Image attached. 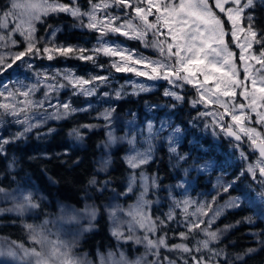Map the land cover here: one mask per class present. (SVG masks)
Here are the masks:
<instances>
[{
    "label": "snow or ice",
    "instance_id": "6c2138e0",
    "mask_svg": "<svg viewBox=\"0 0 264 264\" xmlns=\"http://www.w3.org/2000/svg\"><path fill=\"white\" fill-rule=\"evenodd\" d=\"M259 2L264 4V0ZM256 5L257 0H88L85 9L79 0H10V6L0 10V73L23 65L36 78L35 82L15 89H9L6 83L0 87V125L14 123L22 129L11 137H0V156L5 154L6 145L24 138L47 120L64 119L77 111L88 110L61 101L62 90L70 88L73 96L91 97L110 80L108 75L84 77L70 70L37 71L33 61L77 59L103 68L97 63L98 57L103 56L110 59L109 67L117 73H131L146 81H165L169 87L163 95L177 102H184L185 96L176 89L193 88L196 95L189 103L193 108H204L198 111V117L208 118L205 127H211L213 135L223 134L229 139L240 160L245 162L240 175L251 177L260 186L255 196L253 190L241 191V195L229 196L221 205L217 204V197L233 189L239 177L230 183L218 182L220 192L211 201L177 199L170 193L172 204L168 212L163 218L154 216L152 204L156 201L149 198V192L159 188L158 178L148 176L142 169L152 161L153 140L166 126L162 123L156 129L149 122L147 136L143 137L147 147L143 150L136 146V136L119 138L129 145L125 163L131 170L127 189L120 195L127 196L137 187L140 191L135 203L127 208L119 205L109 208L111 235L119 248L106 257L101 256L100 264H236L258 250L248 248L233 258L223 247H214L232 226L213 228L226 210L239 208L242 202L253 206L257 202L264 204V24L257 19ZM61 13L77 21L74 27L97 33L92 48L57 43L59 29L51 25L45 29V36L38 35L37 25L46 24L48 17ZM109 35L138 41L143 48L156 52L157 57L110 41L106 39ZM228 36L230 40L226 39ZM10 49L17 50L6 51ZM131 84L132 95L150 90L144 83ZM41 89L43 98L34 99ZM123 94L121 85L115 98L120 99ZM49 108L53 111L49 112ZM114 110L106 109L101 114L109 124ZM37 116L39 119H35ZM5 117L12 119L6 121ZM82 127L91 129L95 125ZM180 132L176 127L167 136L170 153H176ZM69 135L78 140L83 138L78 128ZM115 143L117 138L109 131L105 147ZM185 159L177 155V163ZM109 164L110 159H103L98 171H106ZM89 183L98 185L95 176ZM103 187H107V182ZM178 187L183 188L184 184ZM0 195L12 202L11 207L0 208V215L7 212L23 217L40 207L31 192L19 189L7 192L0 187ZM98 211L95 205H86L82 210H62L60 219L68 225H81L87 220L88 226H81L87 232ZM247 222L252 223V218L248 217ZM52 223L49 219L40 224L24 223L28 245L4 238L0 243V264H83L72 253L77 240L69 243L61 239L48 227ZM173 223L181 230L173 232L179 242L170 243L168 232L172 231ZM129 243L142 246L144 252L130 258L122 249L123 244ZM259 244L264 247V239Z\"/></svg>",
    "mask_w": 264,
    "mask_h": 264
},
{
    "label": "trees",
    "instance_id": "16d2710c",
    "mask_svg": "<svg viewBox=\"0 0 264 264\" xmlns=\"http://www.w3.org/2000/svg\"><path fill=\"white\" fill-rule=\"evenodd\" d=\"M6 2L7 0H0V10H3ZM65 2L68 1L65 0ZM79 2L83 6V0H79ZM254 11L258 21L264 24V4L257 0ZM74 24H77V21L70 16L63 13L53 15L47 18L46 24L37 25L39 29L38 35L45 36V29L51 25L52 28L59 29L56 36L57 43L78 45L86 48L90 45L92 46L96 41L95 32H90L78 26L74 27ZM42 27H44V30H41ZM226 39L230 40L231 37L228 36ZM232 48L238 52L234 45H232ZM65 60L71 67L85 69L81 65L89 64L88 62L78 61L79 65H77V59ZM45 61L47 64L54 66L63 64L61 58L53 61L45 59ZM102 62L104 63L105 61ZM3 73V78H8L9 71L7 70ZM116 75H119V79L127 78L124 73H117ZM0 87L2 86L0 85ZM181 93L185 96V99L189 97L192 99L196 95L195 90L190 86H185L184 89H181ZM64 95L65 93L61 94L62 97ZM66 99L76 108L87 107L88 110L77 111L67 118L59 119L55 122L52 121L43 128L32 130L24 138L6 145L5 154L0 156V187L6 189L7 192L14 189H19L23 192H33L34 200L40 205L36 209V215L33 217L35 220H41L43 217L53 215L60 205L71 207L75 210H81L86 203L95 205L99 211L92 222V228L90 231L80 234L76 248L77 252H87V256H92L96 251L104 252L106 249L118 247V241L109 233V217L103 208V204L111 199L124 200V202L129 200L132 202L133 200L129 199L130 196L128 195H120V193L124 192V181L128 173L127 165L122 157L125 143H117L111 149L110 164L107 170L98 171V160L102 152V145L106 141L105 129L96 115V112H99L100 105L94 106L91 105V102L85 103L81 97L73 96L72 94L61 101ZM163 101L169 102V99L168 97H162V90L157 89L152 93L140 94L136 97H129L124 93L120 99L115 98L112 105L113 109H115V118L121 119L122 114L127 113V111L135 110L139 113V107H141L140 105L143 102L160 103ZM89 104L91 107H88ZM184 107V102H182L173 115V122L184 133L181 146L191 142L195 132L194 128L189 127L190 117L179 114ZM169 118L171 119V117ZM85 124L95 125V127L91 129L82 127ZM199 126H201V123H199ZM74 128L79 129L83 137L82 140L76 139L74 135H69ZM49 129L53 131L49 132ZM7 130L8 127L2 130L1 135L3 137H6ZM219 139L220 142L218 144L208 143L204 139V142L208 144H206L207 147L202 149L196 148L191 142L190 148L183 153L186 161L193 162L195 160L194 163L196 164L210 157L214 160L212 165L215 168L225 167L226 163L228 169H231L230 174L225 178L235 176L242 166L239 164L238 158H236V163L227 160V157L231 158L236 153L232 150L231 153L228 151L231 144L224 140L223 136H219ZM155 150L164 151L162 143L158 140ZM202 157L204 158L201 159ZM10 163L12 164L11 168H9ZM183 165H187V163ZM142 170L148 173L155 172L158 177H161L160 182L165 184L175 183L179 178L177 176L174 179L175 175L171 176L169 164L163 159L143 166ZM93 176L96 177L98 185L89 183ZM209 178L205 175H199L195 182L200 189L209 190ZM105 182H107V187H103V190H98V187L100 188V185ZM252 190H259L256 183L252 185ZM6 206L7 203H3L2 199H0V208H6ZM157 210H159L158 207L153 205L152 213L154 216ZM242 210L245 211L246 209L242 208ZM248 211L252 212V208L248 207ZM242 217L246 216L238 212V210L228 211L218 221L217 225L222 226L223 229L226 225H238L222 234L227 235V237L226 239L222 238L217 247H223L233 258L237 253L243 254L248 248H256L258 250L255 253L246 256L242 262L237 261L236 264H264V247L259 244V240L264 239V228L258 223L256 224V220L253 219L252 224L244 225ZM237 221H240V223H237ZM24 223H26V220H23L22 217L8 213L0 215V240L4 241V238H7L9 241H23L24 234H26L23 227ZM250 234L254 235L251 237ZM168 255L170 254L168 253Z\"/></svg>",
    "mask_w": 264,
    "mask_h": 264
},
{
    "label": "rangeland",
    "instance_id": "374dc122",
    "mask_svg": "<svg viewBox=\"0 0 264 264\" xmlns=\"http://www.w3.org/2000/svg\"><path fill=\"white\" fill-rule=\"evenodd\" d=\"M82 4H83V7L86 9L88 7V0H83ZM8 6H10V0H7V2L5 3V7L3 9H5ZM112 11H116V10L113 9ZM41 30H44V27H42ZM95 36L97 38V33H95ZM106 39H108L110 41L120 42L123 46H126L130 49H133V50H137V51L143 53L144 55L151 56L154 59L157 57L156 52H154L151 49L143 48L139 44L138 41L125 40L123 37L113 36V35H109L108 37H106ZM95 43H96V41L94 42V44ZM93 45L92 46L90 45L88 48L89 49L92 48ZM21 50H22V48H21ZM6 51H16V50L10 49V50H6ZM61 61L63 64L58 65V66L47 64L45 60H35V61H33V63L35 65L37 71H48L49 73H54L56 71L63 72L65 70H70V71L74 72L76 75L84 76V77H88L91 74L110 76L109 82L106 85L100 86L97 89L96 95L91 96V97H85L83 95L77 96V97H81L85 103L91 102V105H94V106L100 105L99 112H96V115L100 120V124L103 125V127L105 129L104 133H105L106 141L102 145V149H101L102 152L100 153V158L98 160V169H99L100 163L103 159H106V158L110 159L111 158V153H112L111 149L117 143H125V147L123 148V154H122L123 160L125 162V156L129 150V145L126 142H121L119 140L120 137H124L127 135L129 138H131V136H133V135L136 136L137 137L136 146L138 148H140L141 150H143L144 148L147 147V145L144 143V140H143V137L147 136V124L149 122H151L153 124L154 128H156V129H159L161 127L162 123L165 124V126H166L165 131L160 133V136L153 140V153H152L153 159L151 162H156L160 159H163L167 164H169V168L171 170V176L175 175L173 177L174 179L177 176L179 178L177 179V181L175 183L171 182V183L165 184L163 182H160L161 177H158L155 172L154 173H148L147 171L143 170L148 176L158 178L159 188L152 189L149 192V198L153 201H156L155 203L152 204V206L155 205L159 209L155 212V216H160L163 218L165 216V214L168 212L169 207L172 204V201L170 199V193L173 196H175L177 199H184L187 197V198H190L192 200L199 201V202L211 201L212 196H216L217 193L220 192V187H219L218 182L230 183L232 180L239 177L236 184L233 186V189H230L228 193H221L217 197V204L221 205L225 202V200L228 199L229 196H239V195H241V191L252 190V185H254V182L252 181L251 177H249L247 175H245V176L240 175L242 169L245 167V162L240 160L239 153L236 152L232 148L231 145H229L228 151L231 153V150H232L236 154L232 155L231 158L227 157V160L236 163V158H238L239 164L242 166V168L236 172L238 175L236 174L235 176H229V178H225L228 174H230L231 169H228V165H226V163H225V167L215 168L212 165V163H214V160L210 157H207L206 160H204L203 159L204 157H202L201 159H203V160L196 163V164L194 163L195 160H193V162H187L186 159L183 161H179V163H177V155L185 156L183 153L185 150L190 148L191 142L193 143V145H195L196 148H199V149L207 147L206 144H208V143L218 144L220 142L219 136H223L224 140L229 142V139H227L223 134L213 135L212 128L211 127H208V128L205 127V123L208 122V118H199L197 115L198 111H204V108L199 107V106H198V108H193L191 106V104L189 103V101L191 100L190 99L191 97H189L188 99L187 98L185 99V101H184L185 107L179 112V114L186 115V116L190 117L189 118V127H192L195 130L193 140H191V142H189V143L187 142L184 146H181V144L183 142V137H184V133L181 130V132L179 134H177L178 142L175 145L176 146V153H170L167 136L169 135V133L172 132L173 129H175L176 127H179L178 125H176L173 122V118H174L173 115L176 113L177 108L182 104V102H177L174 99H172L171 97H168L169 102H165V101L160 102V103H158V102H148V103L143 102L140 105L141 107H139V109H140L139 113L136 112L135 110H132L131 112L127 111V113L125 112L122 114L123 116L121 119H116L115 115H114V111H113L110 124L108 121H105L101 115L102 113H104V111L106 109H109V110L113 109L112 104H113V101L115 100V91L119 90L121 88V85L124 86L125 95H128L129 97H136L137 95H140V94H142V95L143 94H149V93L154 92L157 89H161L162 90V97H166L163 95V92H164V89L169 87V86L165 81H155V82L146 81L143 78L135 77L131 73H124L127 76V78L119 79V77H118L119 75L118 76L116 75L117 72H115L114 70H112L109 67L110 59L107 57H103V56H100L97 59V63L102 64L104 66L103 68L96 67L92 63H89L88 65H81L86 69L85 70L81 67L77 68V67L69 66L65 59L61 58ZM78 61L83 62V61L77 60L76 61L77 65H79ZM102 61H105V62L103 63ZM84 63H86V62H84ZM69 67H71V68H69ZM8 71H9L8 78H3L4 73H0V76H2V78H0V85L1 86L4 83H6L8 85L9 89H15L16 87H19L21 85H27L31 82H35L36 78L33 75V73L31 71H28L23 65H20L19 67L14 66L13 69H9ZM133 81L137 82V83H144V84L148 85L150 87V90L146 91V92H139V94H137V95H132L131 93L133 92V88H132L131 82H133ZM43 91H44L43 89L38 91L36 93L34 99H37V100L42 99L43 98ZM176 91L179 92L180 94H182L181 89H176ZM105 92L109 93V95L105 96L104 95ZM62 93H65V95L63 97L61 96ZM70 94H72V90L70 88L64 89L60 92L59 99L62 100L65 97L70 96ZM0 101H2V98H0ZM52 102L55 103V100H53ZM64 102H69V101L66 99ZM173 105H175V107H173ZM73 107L76 108L75 106H73ZM48 111L51 112V111H53V109L49 108ZM61 111H63V109H61ZM165 113H166V115H165ZM167 115L169 117H171L172 121ZM4 119L6 121H11L12 118L11 117H5ZM35 119H39V117L37 116V117H35ZM178 119H179V117H178ZM52 121L55 122L58 120L49 119L40 128H43L44 126H46L48 123H50ZM199 123H201V126H199ZM5 127H8L6 137H11L13 134H15V132L17 130H22L20 125H16L14 123H5V124L0 125V137H3L1 135V133ZM33 130H35V129H33ZM109 131H111L113 136H115L117 138V143H115L109 147H105V144L108 140ZM217 132H219L218 129H217ZM204 139H206L208 141V143L204 142L205 141ZM157 140L162 143V148L164 151L155 150ZM184 163H187V165H183ZM127 168H128V166H127ZM137 171L139 172L140 170H137ZM173 171H175V172H173ZM130 172H131V170L128 168L126 180L124 181V192L127 189ZM97 173H98V171H97ZM199 175H205L206 177H210L209 178V181H210V189L209 190L200 189L198 187V185L196 184L195 181L197 180V177ZM182 183L184 184V187L183 188L178 187V185L182 184ZM104 184L105 183H102L100 185V188H103ZM249 185H251V189H249ZM256 186H257V188H260V186L258 184H256ZM14 190H17V189H14ZM14 190L9 191V192H13ZM139 191H140V189L137 187V189L133 193L128 194V196H130L129 199H133L132 202L130 200L127 202H124V200L111 199L107 203L103 204V208L106 211L108 217H109L108 210L110 207H114L116 205H119L120 207L127 208L129 205L134 204L136 199H137V195H138ZM256 191H258V190H256ZM256 191H253L254 196H255ZM26 192H28V191H26ZM31 193L34 195L33 192H31ZM0 199H2L3 203H7L6 208L11 207L12 202L10 200L4 199L2 195H0ZM86 205H91V204L86 203L82 209H84ZM248 207L252 208V212L248 211ZM242 208H245L246 210L243 211ZM62 210H72V208L60 205L58 210L56 211V213H54L51 216L43 217L41 220H35L33 218L36 215L35 214L36 209H34V210H31L30 212H28L25 216H23L22 219L26 220V223H31V224H40L45 219L51 220L53 223L50 224L48 227L52 230L53 233L59 234L61 239L65 240L69 243H71L73 241V239L77 240L75 247L72 249V253L78 260L82 261L83 264H100V257L101 256L106 257L109 252L118 251L119 244H118V247H113L112 249H110V248L106 249V251H104V252H97L96 251L94 253V255H92V256L91 255L87 256V252H84V253H79V251L77 252L76 248H77V244L79 243V237H80V234L83 232L81 230V226L87 227L88 221L87 220L82 221L81 225H68L60 219L62 214H63ZM235 210L236 211L238 210V212L245 215L247 218L251 217L253 220H256L255 221L256 224L258 223L259 225H261L264 228V204H261L259 202H257L254 206L249 205L248 203L242 202L241 207L226 210L224 212V214L216 221V224L213 225V228L214 229H217V228L223 229L222 226L217 225L218 221L221 220V218L225 215L226 212L235 211ZM177 212H179V210H177ZM8 214H11V213H8ZM246 217H242L244 225L252 224V223L247 222ZM122 218L124 220L128 219L127 217H122ZM237 225L238 224L231 225L232 226L231 228L236 227ZM171 228H172V231L168 232L169 242L170 243L171 242H179L178 239L173 235V232L179 231L181 229H177L175 223H173L171 225ZM111 231H112V220L109 217V233L110 234H111ZM253 235L254 234H250L251 237ZM226 237H227V235H222L221 239L222 238L226 239ZM17 241L24 242L26 245H28L29 241H28L27 233L24 234V240L23 241L22 240H17ZM3 242L4 241L0 240V243H3ZM214 247H217V245H214ZM122 249L126 252V254H128L130 256V258H137L144 252V248L142 246H137V245L130 244V243L129 244H123ZM169 254H170V256L175 255L174 253H169ZM149 259H151V257H149Z\"/></svg>",
    "mask_w": 264,
    "mask_h": 264
},
{
    "label": "water",
    "instance_id": "95a60500",
    "mask_svg": "<svg viewBox=\"0 0 264 264\" xmlns=\"http://www.w3.org/2000/svg\"><path fill=\"white\" fill-rule=\"evenodd\" d=\"M228 139V138H227Z\"/></svg>",
    "mask_w": 264,
    "mask_h": 264
}]
</instances>
